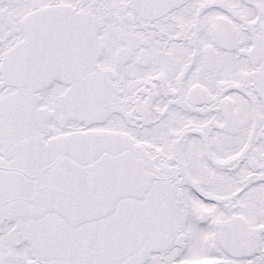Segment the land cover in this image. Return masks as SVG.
<instances>
[{"label": "snow or ice", "instance_id": "obj_1", "mask_svg": "<svg viewBox=\"0 0 264 264\" xmlns=\"http://www.w3.org/2000/svg\"><path fill=\"white\" fill-rule=\"evenodd\" d=\"M0 264H264V0H0Z\"/></svg>", "mask_w": 264, "mask_h": 264}]
</instances>
